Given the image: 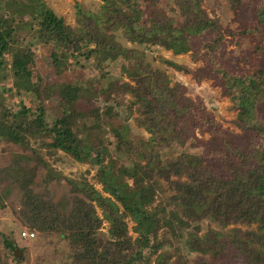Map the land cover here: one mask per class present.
Instances as JSON below:
<instances>
[{"label": "trees", "instance_id": "obj_1", "mask_svg": "<svg viewBox=\"0 0 264 264\" xmlns=\"http://www.w3.org/2000/svg\"><path fill=\"white\" fill-rule=\"evenodd\" d=\"M157 1L103 0L95 13L76 3L77 25L70 26L44 0H0V142L32 151L16 153L0 166V208L16 185L19 219L34 233L62 237L66 264H149L154 253L153 264H167L169 254L157 253L161 225L172 230L174 223L190 225L202 216L222 225L255 226L232 228L228 234L209 227L199 234L194 225L185 241L199 253L193 264H264V0H227L236 28L223 26L202 0H173L179 17L168 16ZM118 27L128 41L159 45L174 54L189 52L200 62L194 69L164 62L197 82L209 79L230 97L239 132L225 129L200 97L186 94L182 83L170 84L143 52L122 46L113 33ZM240 38H247L249 46L226 56L227 44ZM38 48L45 49L52 65L47 80L35 68ZM85 62L97 70L116 62L115 69L122 76L127 70L129 80L120 74H100L94 83L81 78L82 72L63 76L69 66ZM12 91L18 104L7 99ZM125 94L131 96L127 115L136 112L137 125L149 134L146 140H130L125 124L115 128L104 119L113 108L106 105L101 112L91 100ZM52 96L57 113L47 118L43 100ZM30 137H50L41 142L49 154L61 150L87 162L100 189L85 176H63L30 146ZM189 139L191 151L162 157L174 143L183 147ZM38 166L46 170L44 181L62 177L69 184L68 210L64 198L52 201L34 190ZM158 179L172 193L153 204ZM166 206L172 207L169 218L158 215ZM127 216L135 237L128 232ZM104 221L108 228L101 232ZM16 248L23 253L9 234L0 232V264H20L23 256L13 254Z\"/></svg>", "mask_w": 264, "mask_h": 264}, {"label": "rangeland", "instance_id": "obj_2", "mask_svg": "<svg viewBox=\"0 0 264 264\" xmlns=\"http://www.w3.org/2000/svg\"><path fill=\"white\" fill-rule=\"evenodd\" d=\"M45 4L59 17H62L65 24L70 26H76V16H75V4L79 5L87 11L97 12L103 0H44ZM158 7H160L168 16L179 17L177 8L173 4V0H158ZM202 6L209 12V14H215L220 23L223 26H229L231 28H236L237 23L233 20V13L229 7L227 0H202ZM113 33L115 34V39L125 47H132L144 53V58L150 63L153 68H158L163 70L167 77L169 78L170 84L174 82H180L185 87L186 94L193 98L200 97L208 110V112L219 122L225 129L239 132L238 128L232 123L236 115V110L233 108V101L230 97L222 96L220 93V88L218 86L212 85L209 79H202L197 82L190 74L184 73L173 69L172 67L166 65L164 60H171L176 63L185 64L190 68H196L200 65L199 61H193L190 57L189 52L174 54L170 50L159 45H151L147 43H137L128 41L125 37L123 29L121 27L116 28ZM249 46V41L247 38H240L237 43L229 42L226 48V56L228 55H238L241 51ZM38 59L36 60L35 68L42 75L44 80H47L46 72L52 75L50 68L52 65L49 63V58L46 54L45 49L38 48ZM80 62H84L81 60ZM118 64L116 62H111L110 64H102L100 69H94L92 66L85 62L82 67H72L69 66L63 73L64 77L72 78L77 76L78 72H82L81 78H90L91 83L96 82L100 74L104 75H114L120 74ZM123 76L121 75V80H129V73L127 70L122 69ZM7 81H4L5 84ZM9 82V80H8ZM6 89V87H5ZM7 91L3 92L6 94ZM7 99L18 104V96L14 92H9ZM131 96L128 94L119 95L116 97H111L108 101H103L101 96H94L91 100L94 106L99 107L101 112L105 109L106 105H110L113 108L112 115L110 117L104 116V119L108 121L113 127L118 128L120 125L125 124L127 126V136L132 141L146 140L149 134L140 126L137 125L135 121L136 112L133 110L129 115L127 104ZM43 105L46 109V117L50 118L57 113L56 99L54 96L49 99L43 100ZM102 134L107 135L108 130L103 127ZM207 137V134L203 135ZM50 137H30L29 144L32 148L37 150L38 155H40L45 161H47L55 170L60 172L63 176L81 179L82 177L88 178V180L93 183V185L100 189V184L94 177V169L87 162H80L73 158L68 153L61 150H56L55 153L49 154L46 148L41 146L42 140L49 141ZM192 139L182 147L177 143H174L171 148L162 153V157L173 155L181 150L191 151L189 144ZM26 153L31 155V150H24L20 146L13 144L11 142H0V166L7 164L14 154ZM133 157V156H131ZM124 158H119V161H126ZM30 164H34L32 161ZM46 170L42 166L36 168L33 188L35 191L42 193L46 198L57 201L60 198H64L67 202L65 204V209L68 210L70 207V186L61 177L55 178L50 181H44ZM127 179V178H126ZM127 181H130L127 179ZM160 189L157 192L156 200H164L167 195L172 193L171 188L168 186L167 182L163 179L157 180ZM20 203V191L16 185H11L9 195L4 199V205L0 208V232L4 234H9L12 241L16 243L19 248L23 249V260L20 264H66L68 261V249L65 240L58 234L50 233L45 235H40L34 233L33 237H24L22 232H32L30 231L19 219L17 215V209ZM171 206L165 207L164 213H159V216H164L169 218V210ZM97 213L100 215V209L96 208ZM127 222L128 232L132 237L136 236L133 231L134 222L129 216L125 218ZM198 226V233L202 234L209 227L216 230L222 234L230 233L232 228H239L240 230H245L249 228H254L255 224L246 225L244 223H230L227 225H222L217 221L210 219L207 216H202L200 219L191 222L190 225L179 226L173 224V229L166 224L161 225L160 229L157 231L158 240L162 241L161 246L157 249L159 252H167L169 254V259L167 264H193V260L199 253L197 251H190L186 244L187 233L193 230V226ZM108 228V223L104 221L102 225L101 232H106ZM156 253L150 254L148 263L153 264ZM204 257H209L208 254H204ZM11 264H15L11 261ZM141 264V263H140Z\"/></svg>", "mask_w": 264, "mask_h": 264}, {"label": "built area", "instance_id": "obj_3", "mask_svg": "<svg viewBox=\"0 0 264 264\" xmlns=\"http://www.w3.org/2000/svg\"><path fill=\"white\" fill-rule=\"evenodd\" d=\"M22 236H24V237H33L34 233L25 231V232H22Z\"/></svg>", "mask_w": 264, "mask_h": 264}, {"label": "water", "instance_id": "obj_4", "mask_svg": "<svg viewBox=\"0 0 264 264\" xmlns=\"http://www.w3.org/2000/svg\"><path fill=\"white\" fill-rule=\"evenodd\" d=\"M13 254L15 256H21V251L18 248H16V249H14Z\"/></svg>", "mask_w": 264, "mask_h": 264}]
</instances>
